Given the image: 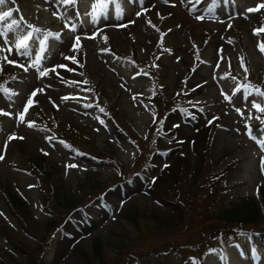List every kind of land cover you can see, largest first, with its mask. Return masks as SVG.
<instances>
[{
	"label": "rangeland",
	"instance_id": "1",
	"mask_svg": "<svg viewBox=\"0 0 264 264\" xmlns=\"http://www.w3.org/2000/svg\"><path fill=\"white\" fill-rule=\"evenodd\" d=\"M96 3L0 4V15L12 13L0 21V264H83L96 239L102 264H264V214L258 229L208 236L205 220L215 213L198 209L213 199L197 189L200 208L179 214L189 185L182 175L173 183L177 158H190L193 173L205 133L217 129L213 156L226 174L214 184L223 202L249 197L259 206L264 113L253 103L264 106V32L254 30L264 26V8L247 9L264 0H113L94 21ZM26 34L33 38L21 55ZM39 155L55 169L50 179L31 163ZM118 165L125 178L110 187ZM91 174L106 182L103 196L71 213L61 208L57 197L84 194ZM5 186L28 213L9 210Z\"/></svg>",
	"mask_w": 264,
	"mask_h": 264
},
{
	"label": "trees",
	"instance_id": "2",
	"mask_svg": "<svg viewBox=\"0 0 264 264\" xmlns=\"http://www.w3.org/2000/svg\"><path fill=\"white\" fill-rule=\"evenodd\" d=\"M182 130V129H180ZM219 136V131L217 129H210L207 133H205V142L203 147V150L205 152L201 153L200 158V164L195 168V171L192 173V169L188 168L190 162V158H187L186 155H180L178 159H180L179 164H182V170H178V174L173 180V183L179 184L180 175H182V182L192 187L191 190H184L183 191V197L185 199L184 206L181 204H178V212L179 214H190L193 209H198L200 206H198V201L200 195H197V199L193 200L192 196L197 194L198 190H203L206 192V194L213 199V203L211 204L210 201L206 204L208 205V208H205L204 210L198 209L199 216L202 214H205V212L215 213V216L213 219L215 220H208L206 219L207 224L204 225L205 234L210 236L211 234L218 236L220 235V230H232L234 228H241V230H248L249 228L255 227L256 229L262 214H264V188L260 189L261 192V201L259 202V206L257 205V202L252 200L249 197H240V198H230L228 199L227 203H224V198L222 197V192L220 191V187L218 185H215L214 182L217 178H221L226 174V166L223 167L221 170L216 171V167L219 165L217 163L218 158L214 157V151L217 147V139ZM74 137V136H73ZM76 138V137H74ZM77 141L81 142L79 138H77ZM182 141V140H181ZM93 154L96 155V152ZM98 156V155H96ZM206 156V157H205ZM225 157L224 155L222 156ZM223 158H220L219 161H222ZM210 159V161H209ZM176 161V160H175ZM183 161V162H182ZM45 156L39 155L38 158L35 156L32 157V165L33 167L46 179L51 178V174L55 171V169L47 170L45 167ZM122 165V164H121ZM119 172L115 176H113L112 185H116L117 183L121 182L125 178V172L123 168L118 165ZM96 175V173H93ZM92 175V174H91ZM179 175V176H178ZM91 180L86 182V186L83 185L81 190L84 194H76L72 196L65 197L64 199L60 200L58 198V202L63 209H68L69 213L80 209L82 207L81 203L83 202H89L92 200V198L97 197L98 195L103 196L104 190H107V187H104L106 182H101V179H99L97 176H91ZM157 179H161L160 176L157 177ZM156 179V180H157ZM188 180V181H187ZM158 181V180H157ZM175 184H172V190L177 191ZM214 184V186H211ZM109 185V184H108ZM171 189V188H170ZM3 191V199L5 200L6 206L9 208L10 211L14 213H28L29 212V205L27 204V201L22 197L19 196L18 193L11 187L5 186L2 187ZM96 194L97 196L92 197L93 194ZM55 193H52V197ZM170 193L167 192L165 196L167 198L169 197ZM202 196V195H201ZM206 199V196H202V200H200L202 207H204L203 203ZM104 201L106 202V198H104ZM198 206V208H197ZM210 207V208H209ZM208 218V216H206ZM57 224L55 222L52 223L51 226ZM50 226V227H51ZM57 228V226L54 228V230ZM258 231H264L263 228H259ZM42 247V244H41ZM101 243L99 240H95L93 243V250L90 255H87L85 258V261L83 264H88L89 261H93L94 258L99 260V263L102 264V249H101ZM12 252V251H11ZM37 260V259H36ZM39 261L40 264L42 263V259ZM35 262V261H34Z\"/></svg>",
	"mask_w": 264,
	"mask_h": 264
},
{
	"label": "snow or ice",
	"instance_id": "3",
	"mask_svg": "<svg viewBox=\"0 0 264 264\" xmlns=\"http://www.w3.org/2000/svg\"><path fill=\"white\" fill-rule=\"evenodd\" d=\"M5 0H0V4L4 3ZM64 3L66 4H73L76 3V0H63ZM113 2V0H97V3L94 4L92 6V17L93 20L95 21L96 19L99 18L100 15L104 14L107 10V7L109 5V3ZM261 8H264V3L259 4L256 8H249L247 9L248 12H255V11H259ZM209 11H212V9H209ZM12 15L11 12H4L2 15H0V21L4 20L6 17H10ZM197 19L203 20L204 17L203 16H198ZM13 25H16L18 27V23L16 21H13ZM10 28L12 27V25L9 26ZM31 27V26H30ZM35 31H40L39 29H35ZM261 32H264V26H261L258 29L254 30V34H259ZM48 35H53L52 33H48ZM33 37L31 36V34H26V35H22L19 42L16 44V49H18L20 51L21 55H27L28 54V49H29V41L32 39ZM57 38H59V36L57 35ZM44 41H41V44H43ZM80 44V37H76L75 39V46H79ZM259 49L261 52H264V42H261L258 45ZM3 49H0V51H2ZM8 51H11V49H8ZM5 60H7V62L9 64H13L15 63V61L13 60H9L7 57L4 58ZM66 59H71V60H75L74 57H66ZM20 67H23V65H19ZM35 66V65H34ZM59 67L63 68L65 67V65H59ZM27 70V69H25ZM247 71V69H245ZM52 71H55V69H52ZM41 75H47V72H41ZM75 83V82H74ZM37 91H42V90H36L32 93V96H35ZM258 94L260 96H264V91H259ZM135 98V97H134ZM64 99H68V97H64ZM33 104V100L29 99L27 101V105L30 107ZM253 106L260 111L261 113H264V106H262L261 104L258 103H253ZM28 108L25 107V109L23 110V112H21L19 114V119L21 121H23L25 119V114L27 113ZM237 111H240L239 109H237ZM7 114V113H4ZM29 127H33L34 124L29 122ZM16 136H12L10 137V139H16ZM19 139H23L24 137H18ZM262 144H264V142H262ZM4 157L2 155H0V160H2ZM75 165H70L69 167H74Z\"/></svg>",
	"mask_w": 264,
	"mask_h": 264
}]
</instances>
